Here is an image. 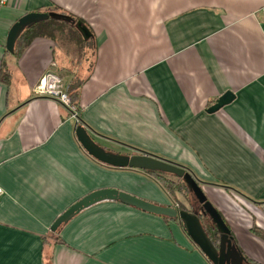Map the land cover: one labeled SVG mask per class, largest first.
I'll list each match as a JSON object with an SVG mask.
<instances>
[{"label": "crops", "instance_id": "crops-1", "mask_svg": "<svg viewBox=\"0 0 264 264\" xmlns=\"http://www.w3.org/2000/svg\"><path fill=\"white\" fill-rule=\"evenodd\" d=\"M263 6L264 0L1 6L0 66L5 61L11 77L0 81V264H213L183 224L118 200L95 203L51 230L72 204L102 188L178 206L147 170L90 155L76 134L79 121L108 149L148 152L191 169L246 258L264 264ZM33 11L79 18L95 36L78 118L57 98L35 93L49 69L68 86L74 76L51 39L35 38L19 57L6 49L13 24ZM226 91L235 99L208 112Z\"/></svg>", "mask_w": 264, "mask_h": 264}, {"label": "water", "instance_id": "water-1", "mask_svg": "<svg viewBox=\"0 0 264 264\" xmlns=\"http://www.w3.org/2000/svg\"><path fill=\"white\" fill-rule=\"evenodd\" d=\"M49 19L62 20L68 24L75 25L85 39H88L92 35V32L87 25L83 24L82 21H76L75 18L69 14L57 11H33L21 16L13 24L8 33L6 49L10 53H14L16 43L26 29ZM234 99L235 94L232 91H226L207 109V111L210 113L216 112ZM76 134L85 150L103 163L116 167H130L159 171L161 173L172 174L181 178L201 205V211L180 209L178 206L172 205H160L125 190L117 188H102L89 193L65 210L52 224V231H58L63 224L71 220L83 209L88 208L95 203L103 200H118L126 205L133 206L145 212L168 216L170 218L179 217L187 234L213 264H245L248 262L246 256L234 241L232 231L222 214L208 199L203 190L201 181L195 177L189 168L148 152L139 151L138 153L129 154L108 149L93 137L87 126L84 124H79L76 127ZM200 214L208 216L219 230L220 240L218 244H215L207 233Z\"/></svg>", "mask_w": 264, "mask_h": 264}, {"label": "trees", "instance_id": "trees-1", "mask_svg": "<svg viewBox=\"0 0 264 264\" xmlns=\"http://www.w3.org/2000/svg\"><path fill=\"white\" fill-rule=\"evenodd\" d=\"M74 18L76 21H82L79 18H76V17ZM38 37H47L51 39L54 42L55 47L60 49V51L63 53L65 57H67L68 59L70 58V61H71L70 65L73 64L74 66L73 65L72 66L74 68L82 65V62L84 63V61H86L85 57L88 53V49H91V50L93 49L94 53L96 54L97 42L95 40V36L93 32H92L91 37H89L88 39H85L82 33L77 29L75 25L68 24L62 20H56V19L45 20V21L39 22L35 24L34 26L26 29L24 33L21 35V37L19 38V40L17 41L15 52L13 54L17 57L22 55V53L27 49V47L31 44V42L35 38H38ZM93 66H94V63H92L91 67ZM63 69L65 68L60 67L61 71ZM71 71H74V69L72 68ZM73 74L74 76L68 86V93L70 95L72 103L77 107L78 111L80 112L81 88L84 84L85 79L79 76L78 71H76ZM10 77H11V70L8 68L7 63L3 61L2 65L0 66V81L4 83H8L10 80ZM79 124H81L80 121L77 123V126ZM147 172L154 175L157 181L164 187L165 190H167L169 194H172L173 185L177 186L176 190L184 191L186 193L188 192L192 193L181 178H179L181 182L177 183L179 185L178 186L176 185L175 182L166 178V175H167L166 173H161L159 171H152V170H147ZM195 177L198 179L196 175ZM175 201L177 200L175 199ZM177 204H178V208L180 209L195 210L198 212L201 211L200 204L198 208H195L196 206H194V208H188L180 201H177ZM200 216L204 224V227L207 230V233L209 234L211 239L215 242V244H218L220 240L219 230L216 228V226L213 224V222L208 216H204L203 214H200ZM172 219L183 224L179 217L172 218Z\"/></svg>", "mask_w": 264, "mask_h": 264}, {"label": "built area", "instance_id": "built-area-1", "mask_svg": "<svg viewBox=\"0 0 264 264\" xmlns=\"http://www.w3.org/2000/svg\"><path fill=\"white\" fill-rule=\"evenodd\" d=\"M7 2L8 0H0V7L4 6ZM258 12L261 13L264 18V6L261 7ZM34 90L36 94L57 98L71 111L73 116L76 118L79 117V111L71 101L68 93V87L65 86L62 76L54 70H47L35 86ZM4 193V189L0 186V198L4 195Z\"/></svg>", "mask_w": 264, "mask_h": 264}, {"label": "rangeland", "instance_id": "rangeland-1", "mask_svg": "<svg viewBox=\"0 0 264 264\" xmlns=\"http://www.w3.org/2000/svg\"><path fill=\"white\" fill-rule=\"evenodd\" d=\"M63 59L65 60V64H66L67 68H70V70H72V68H73L74 69V71H72L73 73L78 71L79 72V76L80 77H84L87 74L88 70L90 69L92 63H94L95 53H94L93 49L92 50L88 49V53H87V55L85 57L86 61H84V63L82 62V65L77 66L75 68L73 67L74 66L73 64H72L73 66L70 65L71 64L70 58L68 59L67 57L63 56ZM64 84H65V86H68V82L65 79H64ZM166 178H168L169 180L175 182L176 185H178L177 183L181 182V180H179V178L174 176V175L167 174ZM176 187L177 186L173 185L172 194H173L174 198L179 199V201L181 203H183L185 206H187L188 208H194V206H199L198 201L196 200V198L194 197V195L192 193H189V192L186 193L184 191L176 190L177 189ZM226 223L228 224L227 221H226ZM228 226H229V224H228Z\"/></svg>", "mask_w": 264, "mask_h": 264}, {"label": "flooded vegetation", "instance_id": "flooded-vegetation-1", "mask_svg": "<svg viewBox=\"0 0 264 264\" xmlns=\"http://www.w3.org/2000/svg\"><path fill=\"white\" fill-rule=\"evenodd\" d=\"M195 208H198V206H196ZM248 262L245 263V264H254V262L250 261L248 258H247Z\"/></svg>", "mask_w": 264, "mask_h": 264}]
</instances>
